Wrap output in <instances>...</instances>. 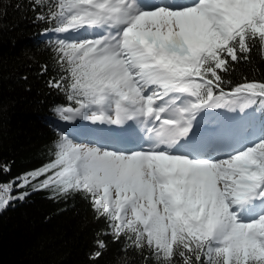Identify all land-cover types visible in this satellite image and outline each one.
Returning <instances> with one entry per match:
<instances>
[{
    "label": "snow or ice",
    "instance_id": "1",
    "mask_svg": "<svg viewBox=\"0 0 264 264\" xmlns=\"http://www.w3.org/2000/svg\"><path fill=\"white\" fill-rule=\"evenodd\" d=\"M31 3L54 37L47 86L65 103L53 113L104 127L85 142L55 123L53 158L0 182V212L36 191L81 194L106 225L91 264L109 237L142 264H264V81L230 78L253 50L264 60V0ZM238 105L252 112L229 134L193 131L206 110Z\"/></svg>",
    "mask_w": 264,
    "mask_h": 264
},
{
    "label": "trees",
    "instance_id": "2",
    "mask_svg": "<svg viewBox=\"0 0 264 264\" xmlns=\"http://www.w3.org/2000/svg\"><path fill=\"white\" fill-rule=\"evenodd\" d=\"M38 11L32 10L31 0H0V164H11L10 173L0 174V182L53 158L50 149L56 133L45 120L53 106L65 100L47 86L58 72L48 40H39L41 29L48 25L34 22ZM250 55V62L239 64L231 74L233 85L243 83L244 76L264 81L258 48ZM44 64L49 70L42 75ZM18 191L23 189L13 193ZM105 227L81 194L52 198L48 190L32 192L24 202L0 212V264H91L94 239ZM108 241L109 250L98 264H118V260L142 264L135 253L121 257V243H112L110 237Z\"/></svg>",
    "mask_w": 264,
    "mask_h": 264
},
{
    "label": "bare ground",
    "instance_id": "3",
    "mask_svg": "<svg viewBox=\"0 0 264 264\" xmlns=\"http://www.w3.org/2000/svg\"><path fill=\"white\" fill-rule=\"evenodd\" d=\"M197 120L199 121V117H197ZM98 128H96V126H93V127H89V126H86L85 127V131L84 133L88 134L86 136H83V137H80V138H83L85 139V142H87V139H90L92 138L94 135H96V131H97Z\"/></svg>",
    "mask_w": 264,
    "mask_h": 264
},
{
    "label": "rangeland",
    "instance_id": "4",
    "mask_svg": "<svg viewBox=\"0 0 264 264\" xmlns=\"http://www.w3.org/2000/svg\"><path fill=\"white\" fill-rule=\"evenodd\" d=\"M17 193V192H16ZM16 193H12L13 195H16Z\"/></svg>",
    "mask_w": 264,
    "mask_h": 264
}]
</instances>
